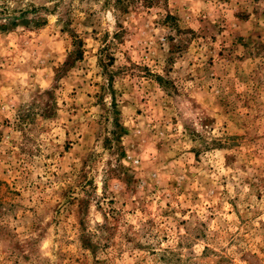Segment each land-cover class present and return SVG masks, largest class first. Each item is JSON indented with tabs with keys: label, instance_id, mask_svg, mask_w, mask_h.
Masks as SVG:
<instances>
[{
	"label": "rangeland",
	"instance_id": "obj_1",
	"mask_svg": "<svg viewBox=\"0 0 264 264\" xmlns=\"http://www.w3.org/2000/svg\"><path fill=\"white\" fill-rule=\"evenodd\" d=\"M124 1L0 0V264H264V0Z\"/></svg>",
	"mask_w": 264,
	"mask_h": 264
},
{
	"label": "trees",
	"instance_id": "obj_2",
	"mask_svg": "<svg viewBox=\"0 0 264 264\" xmlns=\"http://www.w3.org/2000/svg\"><path fill=\"white\" fill-rule=\"evenodd\" d=\"M118 1H120L123 4H125L124 3L125 2L124 0H118ZM137 1L142 2L145 6H148L149 7V6H152L153 5V3H154L155 0H127V5L128 4H131L132 2L135 3Z\"/></svg>",
	"mask_w": 264,
	"mask_h": 264
}]
</instances>
